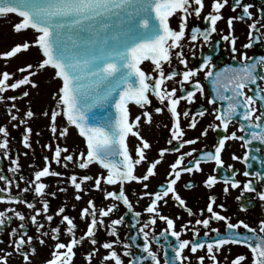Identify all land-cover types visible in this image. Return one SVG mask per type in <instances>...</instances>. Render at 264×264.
Here are the masks:
<instances>
[{"label": "snow or ice", "instance_id": "snow-or-ice-1", "mask_svg": "<svg viewBox=\"0 0 264 264\" xmlns=\"http://www.w3.org/2000/svg\"><path fill=\"white\" fill-rule=\"evenodd\" d=\"M228 4L229 0H212L211 10L203 17L208 26L192 27L189 30L188 18H200L205 8V0H0V17L18 14L21 18L13 26L16 33L28 29L36 33L31 44L28 40L17 43L11 50L0 53V57H15L31 46L37 47L42 55V59L35 67L32 63L19 67L17 72L23 75L18 79H13L15 76L13 72L7 70L0 72V103L18 99L16 95L6 97L4 93L9 90L15 91L22 86L35 88L37 84L31 77L50 67L54 70V78H59L61 81L57 92L53 94L56 107L51 110L50 116L48 112L43 113L49 117L50 131L57 139L67 137L68 127L65 126L62 130L57 127V118L63 116L68 125L75 126L86 144V151L73 154L67 146L61 147L57 143L51 159L44 157V167L36 170L31 180L23 175L19 177L28 185L21 189V192L27 193L30 189L34 191L35 196L32 201L20 195H13L10 187L0 189V192L8 193L7 196L0 195V202L24 203L32 212L29 217H25L22 212L14 208L0 211V231L11 224L13 218L20 221L18 228H11L10 235L15 237L11 241L14 250L22 252L24 261H29V251L25 250L26 247L31 253L36 252L33 236L28 235L27 231L21 232L26 228L24 222L30 220L39 233L36 237L39 244L46 243L44 237H49L55 242L51 258L44 264H73L75 247L82 244L86 238L91 245H97L96 233L101 226H106L108 234L116 237L102 244V247L108 250L104 260H111L113 264H124L122 255L130 257L127 264H143V261L148 259L152 264H161L157 251L151 248V240L155 239L158 242L160 236L167 241L164 245L163 264H178V262L184 264L188 260V257L183 255L185 249H189L193 254L198 250L206 249L212 264H219L217 253L229 244L245 245L252 253V264H264V220L259 221L258 231L243 220L231 223L230 217L214 210L216 204L214 195L208 197L206 205L210 216L195 219V225L208 229L203 233L205 237H209L208 239H199V228H189L193 223L191 220L183 224L179 231L175 230V220L160 212V205L166 206L167 198L171 194L174 201L185 208L189 216L196 215L186 206V201L178 193L177 182L181 179L182 173H202L204 163L214 162V173L224 168L222 151L227 141L240 140L246 148L253 141L264 144V111L256 106L257 102L264 106V55L250 57L247 52L240 51L236 47L238 37L234 30V22L246 23L248 32L247 42L242 45L244 49L252 47L254 42L264 40V33L261 32V29H264V8L259 9V16L254 18V13L250 10L253 7L251 3L233 0L230 6L231 11H236L239 7L241 12L236 16L227 17L228 33L222 35V40L230 45L234 60L237 59L236 53L239 52L238 66H226L214 71L212 57L206 56L198 67H188L189 58L184 55L186 36L192 49L196 47L195 42L201 38L203 44H209L212 35L217 33V23L224 19L222 9ZM171 18L178 19L177 28L171 26ZM192 56H195V51H192ZM173 59L177 60L182 70L172 67ZM146 61L151 63V71H146L142 67ZM165 65L169 67L167 73H165ZM201 72L204 73L205 79L210 80L215 93L208 99V104L226 102L212 109L214 120L219 123L208 124L202 129L201 136H207L209 130L216 131L221 128L227 132L233 121L238 122L240 132L248 135H237L236 131L221 135L213 146L214 151H202L198 156H193V153H197L194 147L186 152L180 150L186 145L196 144L200 137L184 138L186 132L181 127V116L187 118L190 113L187 109L181 112L179 106L182 101L187 104L195 102L197 92L204 94L203 84L196 79ZM177 77L178 80L175 79ZM169 82H173L175 86L169 87ZM185 85H190L191 90ZM28 95V91L22 93V97ZM153 97L161 106H153ZM130 105L138 106L143 110L142 113L132 118ZM148 107H153L156 114H161L165 110L170 113L173 123L170 130L171 138L168 139L167 144L173 145L174 141L179 143V147L161 148L158 158L151 161L147 156L151 144L139 131L142 117L145 123L150 124L153 121V113L147 111ZM97 109H102V113L98 114L94 111ZM13 110L19 112L15 103L7 109L8 115L11 120H18L19 125H24L21 142L26 148H31L30 137L33 129L28 125V121L35 113L28 108L23 117H20L14 114ZM207 112L208 109L201 108L192 114L187 127L195 129L197 117H203ZM13 127L18 125L14 124ZM0 134L3 136V139H0V149H4V157L7 158L10 132L6 125L0 126ZM130 136L139 141L134 148L135 158L133 150L130 149ZM44 147L51 150L53 145L49 143ZM166 153H178L174 162L169 165L170 171L167 173L169 179L166 185H162L160 191L140 193L141 198L148 197L150 200L144 209L150 214V219L138 229V234L143 235L142 252L146 255L134 254L131 250L132 246L127 242L123 243L124 251L121 255L115 245L121 243L117 226L123 224L124 216L111 219L107 225L105 218L117 211L119 206L117 202H122L128 210L133 209V204L125 192V184L137 182L141 183L144 189H148L147 181L156 175L157 165L161 164ZM187 157L191 159L185 163ZM232 159H243L247 164L250 151H245L243 157H237L233 153ZM53 162L65 169L69 167V163H76L80 169H87L93 164L99 165L103 171L95 177L78 176L73 173L66 177L67 183L74 188V198L77 201L83 198L86 182H92L89 191H102L105 199L110 198L115 201L107 207L97 209L94 200L89 199L87 206L80 210V218L88 220V223L86 231L79 237L76 235L78 225L75 223V218L65 214L66 206H61L55 213L49 214L50 202L47 197L49 195L54 197L56 192L48 193V185L42 182V178L65 176L63 172L51 169ZM142 163L147 164V168L143 174H137V166H141ZM20 167L17 157L11 161L9 171L15 174L20 171ZM226 168L230 170V174L226 171L223 176L208 175L203 181L204 185L211 189L218 182H223L225 193L229 191V186L232 189L240 187L241 181L235 179L236 170L233 169V165L228 164ZM243 175L248 177L249 172L246 170ZM253 175L259 180H264V174L260 172ZM0 181H5L7 185L14 183L3 174H0ZM102 183L114 186V190L103 189ZM117 185L118 190L115 189ZM16 186L19 187L18 184ZM191 186L190 182L186 185V187ZM58 191L66 192L67 188H58ZM245 192L257 193L259 199L264 201V189L257 192L252 179L243 183L241 196ZM35 197H39L41 203L39 208L36 207ZM236 199L240 200L241 197L238 196ZM72 207L75 208V205ZM217 207L223 209L224 205L220 204ZM241 209L245 210L243 204ZM203 212L204 209H200L201 215ZM41 215L49 224L48 230H45V224L38 219ZM140 215V212H134V219ZM56 216H60V224L50 227ZM157 219L166 222L167 228L161 231L160 236H156L153 232L150 237V231L146 229L149 225H155ZM213 219L226 222L224 234H219L218 229L210 228ZM136 223L138 224L139 221L137 220ZM60 225L66 226L63 234L70 237L67 243L61 240ZM241 226L247 230L246 233L241 234L236 231ZM189 231L192 233V239H182V234ZM210 233L215 235L210 236ZM169 235L174 237L175 241H170ZM135 239L136 237L133 236L132 240ZM136 247L141 246L136 245ZM169 249L172 252L171 256ZM93 251L97 249L93 248ZM10 255L11 253H4L0 256V264H8ZM91 259L92 255L89 253L87 256L89 264ZM204 260L205 256H199L198 264H203ZM245 260V255L238 254L231 264H242Z\"/></svg>", "mask_w": 264, "mask_h": 264}, {"label": "flooded vegetation", "instance_id": "flooded-vegetation-1", "mask_svg": "<svg viewBox=\"0 0 264 264\" xmlns=\"http://www.w3.org/2000/svg\"><path fill=\"white\" fill-rule=\"evenodd\" d=\"M244 3H251L253 7L250 9L254 13V18L259 16V9L264 8V0H243ZM233 0H229V4L222 9V14L224 19L217 23V33H214L209 41V44H203L202 38L196 41V47L192 49L190 47V41L187 36L184 40V55L189 58L188 67H198L203 60V57L211 56L212 64L215 65L214 71H218L226 66H238L240 64L239 60V52L236 53L237 59H233V53L230 51V45L228 42L222 40V35L228 33L227 27V17L236 16L241 12V9L238 7L236 11H231L230 6L232 5ZM210 6L205 7L201 13L199 19L195 17H189L187 21V27L190 30L192 27H207V22L204 21L203 17L210 11ZM178 19L171 18L170 23L173 28H177ZM222 30V31H221ZM234 30L235 35L238 37L236 47L243 52H247L250 57H259L264 55V40L254 42L253 46L247 49L242 48V45L247 42V32L248 28L246 23L244 22H234ZM261 32L264 33V29H261ZM192 51H195V56H192ZM142 67L145 68L146 71H151L152 65L150 62H144ZM172 67L177 68L178 70H182L180 65L178 64L176 59L172 61ZM169 71L168 65H165V73ZM155 75V73H154ZM179 79V77L175 78ZM196 79H199L201 84L204 86V94L201 95L199 92L196 93L195 102L191 104H187L182 101L179 108L180 111L187 109L190 113L189 117L185 118L181 116V127L184 128L186 135L185 139H194L195 137H200L196 144L186 145L181 152L189 151L191 148H196L197 153H193V156H198L202 151H214V145L218 142V139L221 135L230 134L233 131L237 132V135H248L247 133H242L238 130V122L233 121L232 124L229 125L227 132H225L222 128L217 129L216 131L209 130L207 136H201V131L204 127H206L210 123H219L214 120V113L212 112L213 108L220 107L222 104H226V102L218 101L215 105L208 104V99L215 95L213 92V86L209 79H205L204 73L201 72ZM169 87L175 86L173 82L168 83ZM186 88L191 90L190 85H185ZM25 90L24 88H18L15 91L9 90L4 93V95L12 96L16 95L18 99L16 101H5L0 103V126L6 125L9 129L10 135L9 139V156L7 158L4 157V149H0V174L5 175L8 179L14 181L12 185H7L5 181H0V189L5 187H10V191L13 195H20L23 198L32 201L35 194L33 190H29L27 193L21 192V189L27 187V183L25 180H20V176L23 175L28 180H31L34 176V172L36 170L42 169L45 165L44 157L47 156L51 159L53 155V151L55 145L57 143L60 144L61 147L67 146L69 151L73 154H78L81 151H86V144L84 139L78 134V130L75 126L68 125L66 118L60 116L57 118V127L58 129H63V127L67 126L69 131L66 138L57 139L50 131V121L49 117L45 116L43 113L48 112L49 116L51 110L56 107V103H48L45 101L43 97L38 96L39 93H36V97H22V93ZM179 94V89H178ZM251 94V93H249ZM22 97V98H21ZM153 106H161L158 101L153 97ZM12 103L17 105L19 112L16 113V110H13L14 114H17L20 117H23L25 111L28 108H31L35 115L33 118L29 119L28 125L33 129V134L30 137V142L32 147L26 148L22 142V133L24 131V125H19V121L11 120V117L8 115L7 109L11 106ZM44 103V104H43ZM257 108L264 111V106H262L259 102H257ZM201 108L208 109V112L205 113L203 117H197V126L195 129H189L187 124L191 120V115L198 112ZM142 109L138 106L130 105V113L131 117L134 118L136 115L142 113ZM147 111L153 113V121L152 123H145L143 121V117L141 120V124L139 126V131L141 136L149 141L151 144V148L147 150L148 160L151 161L153 159L158 158V153L161 148L164 147H179V143L177 141L173 142V145H168L167 141L171 138V125L173 123L170 113L165 110L161 114H156L153 111V107H148ZM16 124L18 127H13ZM39 133V135H37ZM0 139H3L2 134H0ZM51 143L53 148L47 149L44 147L45 144ZM139 141L134 137H129L130 149L133 150V155L135 158L134 148ZM245 151H250V159L247 164L243 159L234 160L232 159V154L234 153L237 157H243ZM178 153H166L164 160L161 164L157 165L156 175L154 177H150L147 181L148 189H144L141 183L130 182L125 184V192L128 195L130 201L133 204V209L128 210L127 206L123 205L122 202L118 203L117 211L112 214L110 217L105 218V224H109L111 219H116L119 216H124L123 224L117 226L119 239L121 240L120 244L115 245L117 252L123 254L124 247L123 243L127 242L132 246L131 250L136 255H146V253L142 252V245L144 243L143 235L138 234V229L141 225L146 223L150 219V214L144 211L150 200L148 197L141 198L140 193L143 191H160L162 185H166L167 173L170 171L169 165L174 162ZM18 157V162L20 164V171L17 173H12L9 171L11 166V161ZM254 157V158H253ZM191 157H187L185 163ZM222 159L225 162V167L219 169L218 172L214 173V162L204 163L202 164L203 172L202 173H182L181 179L177 182L176 188L180 196L186 201V206L191 208L193 213L196 215L189 216L185 208H182L178 205L177 202L174 201V198L170 196L168 199V204L165 206L163 204L160 205V212L163 215H167L170 218L175 220V230L179 231L181 226L185 224L187 221L191 220L193 223L189 225V228L197 227L200 230L199 239L204 240L209 237H205L203 233L208 231V229L203 228L202 226L195 225V219L206 218L209 217L210 214L206 210V205L208 203L209 196L216 197V204L214 205V210L219 211L222 215L231 218V223H237L238 220H243L248 223L251 228L259 230V221L264 220V201H261L257 195V193H249L245 192L243 196H241V191L243 188V183L248 179L254 180V186L257 188V192L261 189H264V180L257 179L253 174L256 172H260L264 174V144L260 141H253L247 148L243 146V142L240 140H230L226 142V147L222 151ZM63 163V161H62ZM228 164L233 165V169L236 170L235 179L241 181V186L232 189L229 186V191L225 193L223 191L225 185L223 182H218L213 188H207L203 181L208 175H219L223 176L226 171H229L226 168ZM147 168V164L142 163L141 166H137V174H143ZM51 169L55 171H60L65 174L62 178L57 177H45L42 178V182L48 185L47 191L48 193L56 192V195L53 197L49 195L47 199L50 202V213H55L56 210L61 206H66L65 214L70 217L75 218V223L78 225V230L76 232L77 237L83 234L86 231L88 220H82L80 218V210L87 206V201L89 199L94 200L97 209L102 207H107L109 204L115 202L113 200L105 199L102 191L91 190V183L86 182L84 185L85 192L82 193L83 198L79 201L75 200V190L74 188L67 183L66 177L70 176L73 173H76L78 176L82 175H92L95 177L98 173L103 171L99 165L93 164L90 165L87 169H80L76 165V163H69V167L67 169L61 167L56 163L51 164ZM249 172V176L245 177L243 173L245 171ZM106 175V172L104 173ZM63 182H60V181ZM191 183V187H186L187 184ZM19 185L17 187L16 185ZM67 188L66 192L58 191V188ZM118 185L115 186V189L118 190ZM102 188L106 190H114V186H109L102 183ZM0 195L7 196V192H0ZM240 196L241 199L237 200L236 198ZM36 199V207H41V203L39 202V197H35ZM223 204L224 208L221 209L217 207L218 205ZM245 206V210L241 209V205ZM75 205V208L72 206ZM14 208L20 212H22L25 217H29L32 212L29 210L24 203H7L0 202V211ZM200 209H204L203 214H200ZM134 212H140V217L134 219ZM10 214V213H9ZM99 218V217H98ZM38 219L45 224V230L49 229V224L44 220L43 215L38 217ZM60 216H56L54 220L51 222L50 227H56L60 224ZM139 221L137 224L136 221ZM26 228L23 231H27L28 235L33 236V246L36 248L35 253H31V251L26 247L25 250L29 251V261H24L22 252H16L14 250V246L11 244V241L15 239V237L10 235L11 228H18L20 221L16 218H13L11 224L6 225L3 231H0V256L4 255V253H11L8 257V264H44V262L51 258V252L53 249L54 241L49 237H44L46 239V243L44 245L39 244L36 239L39 236V233L36 232L35 226L31 224L30 220H26L25 222ZM61 227V240L64 243H67L70 237L64 233L65 225H60ZM166 222L160 221L157 219L155 225H149L147 231H150V237L153 232L156 236H160L162 230L166 229ZM211 229H218L219 234H224L226 232V222L211 220L210 223ZM236 231L241 234L246 233L242 226ZM98 237L97 245H91L90 241L86 238L84 242L75 247V257L73 259V264H89L87 260V256L89 253L92 255V259L90 264H113V261L108 260L105 261L104 257L107 255L106 249L102 247V244L107 240L115 239L116 237H112L108 234V230L106 226H101L98 228L96 233ZM211 235H215L210 233ZM135 236L136 239L133 241L132 237ZM182 239H192L191 231L187 233H183L181 236ZM170 241H175L174 237L169 235L168 238ZM167 243L160 236L159 241L157 242L155 239L151 240V248L154 251H157L158 256L161 260V264H163L164 245ZM136 245H140V248H137ZM93 248L97 249V251H93ZM169 256L172 255L171 250L169 249ZM215 251V250H214ZM243 254L246 256V260L242 262V264H252V253L250 249H248L245 245H225L219 253H217V259L219 264H231V261L235 258L236 255ZM183 255L188 257V260L184 262V264H198V257L205 256V260L203 264H212L209 259L206 249L198 250L195 254L191 253L189 249H185ZM227 257V259H225ZM124 264H127V261L130 257L123 256ZM143 264H152L150 259L143 261ZM179 264V262H178Z\"/></svg>", "mask_w": 264, "mask_h": 264}, {"label": "rangeland", "instance_id": "rangeland-1", "mask_svg": "<svg viewBox=\"0 0 264 264\" xmlns=\"http://www.w3.org/2000/svg\"><path fill=\"white\" fill-rule=\"evenodd\" d=\"M211 2L212 0H205V7H209ZM18 16L19 15L17 14H8L7 16L0 17V53L11 50V48L17 43H23L25 40H28L31 44L36 37L35 31L32 29L22 30L19 33L14 31V24L21 20ZM41 59L42 55L38 48L31 46L28 50H22L15 57H0V72H3L4 70L13 72L15 73L13 79H18L23 75L17 72L19 67H22L27 63H32L35 67ZM31 79L37 84L35 88L31 86L21 87L29 92L30 97H36V93L38 92V96L43 97L48 103L55 102L53 94L57 92L61 81L59 78H54L52 68L48 67L41 70L37 75L31 77Z\"/></svg>", "mask_w": 264, "mask_h": 264}, {"label": "water", "instance_id": "water-1", "mask_svg": "<svg viewBox=\"0 0 264 264\" xmlns=\"http://www.w3.org/2000/svg\"><path fill=\"white\" fill-rule=\"evenodd\" d=\"M94 111H96L98 114H101L102 113V109H97V110H94Z\"/></svg>", "mask_w": 264, "mask_h": 264}, {"label": "bare ground", "instance_id": "bare-ground-1", "mask_svg": "<svg viewBox=\"0 0 264 264\" xmlns=\"http://www.w3.org/2000/svg\"><path fill=\"white\" fill-rule=\"evenodd\" d=\"M53 70V69H52ZM53 72H54V70H53Z\"/></svg>", "mask_w": 264, "mask_h": 264}]
</instances>
